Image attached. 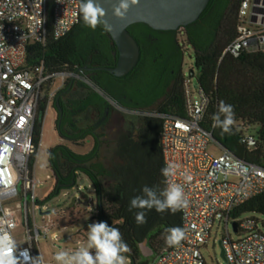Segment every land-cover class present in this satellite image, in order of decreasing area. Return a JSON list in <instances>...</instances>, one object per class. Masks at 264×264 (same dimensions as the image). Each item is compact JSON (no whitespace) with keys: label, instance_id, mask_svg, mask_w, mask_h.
<instances>
[{"label":"built area","instance_id":"built-area-1","mask_svg":"<svg viewBox=\"0 0 264 264\" xmlns=\"http://www.w3.org/2000/svg\"><path fill=\"white\" fill-rule=\"evenodd\" d=\"M79 2L0 0V229L15 241L13 254L21 264L20 253L24 251L30 257L28 264L38 258L48 264L61 241L86 235L88 225L98 222L94 186L87 177L84 184L80 183L82 177L48 201L37 193L42 184L37 170L45 119L60 90L52 87L54 80L62 78V89L70 79L93 86L78 71L54 74L47 68L50 3L52 34L60 39L79 24ZM62 19L64 23L59 24ZM236 29L237 37L221 60L227 54L264 53V0H241ZM36 43L43 53L32 62L30 51ZM199 77L195 65L189 74H182L183 115L152 113L162 121L164 165L177 166L171 180L184 187L189 206L182 210L187 238L178 246L163 249L151 264H208L202 248L211 240L216 224L227 229L221 242L228 264H264L260 220L234 218L238 207L264 192V166L238 157L216 140L213 129L205 127L211 99L199 84ZM97 90L105 94L99 87ZM236 125L243 131L249 150L259 147L250 126L245 122ZM212 143L222 149L219 156L209 152ZM18 199L23 203L15 204ZM235 222L238 238L230 232Z\"/></svg>","mask_w":264,"mask_h":264},{"label":"trees","instance_id":"trees-1","mask_svg":"<svg viewBox=\"0 0 264 264\" xmlns=\"http://www.w3.org/2000/svg\"><path fill=\"white\" fill-rule=\"evenodd\" d=\"M240 3L241 0L221 17L213 29L206 30L203 27L202 17L207 14L205 10L200 19L186 27L187 36L188 42L194 47L196 53L195 66L198 70L202 69L199 84L211 99L205 127L213 129L216 140L238 157L264 166V53H245L239 57L227 54L221 60L225 49L237 37L236 25ZM228 5L229 1L224 4V6ZM51 16L52 6L50 3L49 36L46 48L47 68L50 73L77 72L88 64L113 66L109 58L100 57L93 61L87 58L98 49L96 37H99L100 33L85 25L82 18L70 33L56 39L52 34ZM112 51L118 53L116 45L114 49L110 50L111 53ZM42 53L41 45L39 43L33 44L29 61L37 62ZM99 72L98 75L86 76L110 97L118 99L101 81V76L105 75L113 83L120 82L121 78L108 71ZM87 88L90 89L88 86ZM59 93L55 99L57 110ZM96 98H102V96L96 91L91 93L86 91L84 96L76 99L75 103L81 105L78 106L80 109L71 111L69 115H66L64 130H61L57 125L56 129L61 138L76 145H83V142L89 137V132L85 127L80 126L77 117L91 107L97 106ZM221 101L234 106L235 123L232 125L231 133H223L221 128L214 126L213 116L218 112ZM61 105L65 108L63 101H61ZM158 111L184 114L182 68L168 100ZM152 120L156 125V134L151 160L144 167L143 177L138 176L137 167L132 166V161L129 160L128 156L124 153L121 154L120 157L125 160L126 165L115 172L114 179L118 183L114 185L115 189L104 199L105 210L103 211L108 214L118 213L125 220L123 224L115 225V218L110 215L106 216L105 221L109 226L119 228L123 240L130 248L128 254L136 258H139L140 251L137 241L140 239L148 238L154 242L158 255L166 247H173L165 243V236L167 235L165 230L171 227L183 228L182 210L176 213H172L170 210L164 213H158L155 209L144 210L147 222L142 225H138L135 220V214L140 210H130L131 199L141 195L145 185L154 187L158 191L166 187L165 177L161 173V169L165 167L160 141L162 121L155 117ZM238 122H245L257 136L259 147L255 150H249L244 141L243 131L236 125ZM48 155L49 165L56 178V184L46 201L57 197L63 190L75 186L82 177L89 178L95 186H101L104 167L102 164L94 162L95 156L92 152L82 154L68 145L59 144L52 147ZM95 171L98 175H95ZM245 213H259L264 216V192L238 207L234 212V218ZM152 261L149 260L143 264H151Z\"/></svg>","mask_w":264,"mask_h":264},{"label":"flooded vegetation","instance_id":"flooded-vegetation-1","mask_svg":"<svg viewBox=\"0 0 264 264\" xmlns=\"http://www.w3.org/2000/svg\"><path fill=\"white\" fill-rule=\"evenodd\" d=\"M227 1H229V5L224 6ZM238 1L211 0L206 9L207 14L202 17L203 27L206 30L213 29L221 17L227 14ZM95 30L100 33L99 37H96L98 49L87 58L91 61L100 57L109 58L113 63L112 67H116L119 63L120 52L114 38L110 33L104 32L101 26ZM128 30L140 46L141 54L138 64L127 75L118 76L121 78L120 82L113 83L105 75L101 76V81L118 99L110 97L105 92V94L100 93L97 90L98 86L90 78L93 86L79 80L68 81L58 95L60 104L63 101L65 106L63 108L61 105L62 111L59 108L57 110V125L61 130L65 128L66 115L80 109L78 106H81L76 105L75 101L79 97H72L73 91L80 88L89 93L96 91L102 96V98H96L97 106L85 111H90L91 115L90 122L85 128L88 130L89 139L92 142L89 152L94 154V162L102 164L104 167L101 186H95L92 183L97 202L98 222L105 221L106 216L111 215L115 218V225H121L125 220L118 213L108 214L103 210H105L104 199L118 183L114 179L115 172L126 165L120 155L126 154L132 161V166L137 167L138 176L143 177L144 167L151 160L156 134L152 113L158 111L171 94L184 61L181 36L188 40L185 27L184 30H161L140 22L132 24ZM115 45L118 53L113 51L111 53L110 50L114 49ZM188 45L191 44L188 43ZM102 53L104 54L102 55ZM99 67L105 66L88 64L80 68L78 72L88 78L86 75L100 74L99 71L102 69ZM95 175H98L96 171ZM137 246L140 251L139 258L126 254L128 264H143L146 261L154 260L157 255V247L154 242L144 238L137 241Z\"/></svg>","mask_w":264,"mask_h":264},{"label":"clouds","instance_id":"clouds-1","mask_svg":"<svg viewBox=\"0 0 264 264\" xmlns=\"http://www.w3.org/2000/svg\"><path fill=\"white\" fill-rule=\"evenodd\" d=\"M139 0H119L113 7V16L123 20L131 7L138 6ZM79 13L82 15L85 25L93 31L101 26L106 33H112V27L107 23L106 11L98 0H80ZM63 19L59 24H63ZM214 126L222 129L223 133H231L235 123L234 106L224 101L219 103L218 112L213 116ZM166 178V187L158 191L154 187L145 185L142 194L131 199L130 210L139 209L135 214L138 225L147 222L144 210L155 209L158 213L170 210L172 213L187 209L189 200L184 187L171 178L177 174V166L168 164L161 169ZM165 243L168 246H178L187 238L185 229L171 227L166 230ZM94 249V252L92 251ZM16 250L15 241L7 232L0 229V264H21V261L13 254ZM130 252V248L123 240L119 228L109 226L106 221L94 222L88 225L86 246H81L75 251L61 249L53 257L58 264H127L128 257L124 255ZM24 264H28L30 257L27 251L21 252ZM31 264H42L40 258L31 260Z\"/></svg>","mask_w":264,"mask_h":264},{"label":"water","instance_id":"water-1","mask_svg":"<svg viewBox=\"0 0 264 264\" xmlns=\"http://www.w3.org/2000/svg\"><path fill=\"white\" fill-rule=\"evenodd\" d=\"M211 0H139L138 6L131 7L123 20L113 16V7L119 0H98L106 11V21L112 27L110 33L114 38L119 52L120 59L116 67H99L109 71L116 76H125L138 64L140 59V46L138 41L130 34L129 27L132 24L144 22L155 29L179 30L194 23L205 12ZM202 69H199V75ZM104 92V91H103ZM58 108L62 107L57 100ZM86 179H81L84 184ZM235 231H238V223H234ZM221 245L222 242L220 241ZM223 247V246H222ZM128 253H125L126 255ZM223 256L226 258V251L223 247Z\"/></svg>","mask_w":264,"mask_h":264},{"label":"rangeland","instance_id":"rangeland-1","mask_svg":"<svg viewBox=\"0 0 264 264\" xmlns=\"http://www.w3.org/2000/svg\"><path fill=\"white\" fill-rule=\"evenodd\" d=\"M182 45L184 48V61L182 66V74H189L190 69L195 65L196 62V53L194 47L188 45V40L181 36ZM187 43V44H186ZM54 90H62V78H56L54 80L53 86ZM58 91V93H59ZM86 94V90H82L77 88L76 91H73L72 97L78 98L82 97ZM90 111L85 112L84 114L77 117V120L82 127H86L90 122ZM57 118H58V111L55 107V99L50 107L48 114L45 119L44 124V140H43V148L39 157V164L37 170V177L42 181V184L37 188V193L41 199H47L51 192L54 190L56 184V178L54 176L53 170L49 165V155L48 152L52 147H55L59 144H65L73 148L78 153H88L90 147L92 145L91 139L89 137L83 142V145H76L71 141H67L66 139L61 138L57 131ZM254 130V128H253ZM209 152L215 156H219L223 151L220 149L216 144L212 143L209 147ZM85 178V177H83ZM82 178V179H83ZM90 182V181H89ZM17 202L23 203V200L18 199ZM51 204V203H50ZM249 217H256L261 222V228L264 229V216L259 213H245L240 216L241 219L249 218ZM230 232L234 238H238V234L235 232L233 225L230 226ZM227 235V229L224 224H216L213 235L211 240L208 242L207 245H204L202 248V253L207 260L208 264H228L226 258L223 256V247L220 241ZM85 241L73 239L71 241H61L59 243V250H70L75 251L80 245L83 244ZM69 246V248H68ZM53 248V247H52ZM57 250V249H56ZM58 250V251H59ZM94 252V249L92 250ZM56 253L52 254L50 258H53ZM54 259V258H53ZM128 264V259H127Z\"/></svg>","mask_w":264,"mask_h":264},{"label":"bare ground","instance_id":"bare-ground-1","mask_svg":"<svg viewBox=\"0 0 264 264\" xmlns=\"http://www.w3.org/2000/svg\"><path fill=\"white\" fill-rule=\"evenodd\" d=\"M87 236H88V233L86 235H83V236L75 237V239H78V240L82 239V241H85V242L83 244H81L80 246H86V244H87ZM68 238H71V237H68ZM68 248H69V246H68ZM68 251H70V250H68ZM47 263L48 264H58V262L55 261L54 259L47 260Z\"/></svg>","mask_w":264,"mask_h":264}]
</instances>
